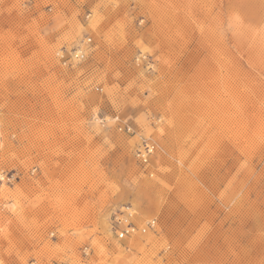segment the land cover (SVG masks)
Wrapping results in <instances>:
<instances>
[{
  "label": "rangeland",
  "instance_id": "374dc122",
  "mask_svg": "<svg viewBox=\"0 0 264 264\" xmlns=\"http://www.w3.org/2000/svg\"><path fill=\"white\" fill-rule=\"evenodd\" d=\"M0 264H264V0H0Z\"/></svg>",
  "mask_w": 264,
  "mask_h": 264
},
{
  "label": "built area",
  "instance_id": "2783aa9c",
  "mask_svg": "<svg viewBox=\"0 0 264 264\" xmlns=\"http://www.w3.org/2000/svg\"><path fill=\"white\" fill-rule=\"evenodd\" d=\"M82 55V54H81ZM146 151L144 153H137V156L145 162V155L149 154L151 149L148 145H145ZM133 210L130 206H123V208L119 212H114L111 219L110 224L111 228L115 233L117 238H125L129 237L133 232L137 230L136 226L132 222ZM154 221L150 220L146 223L145 227L140 228L141 232H145L146 229L153 228Z\"/></svg>",
  "mask_w": 264,
  "mask_h": 264
}]
</instances>
